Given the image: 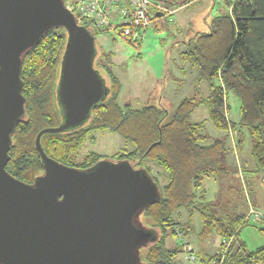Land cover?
Here are the masks:
<instances>
[{
    "label": "trees",
    "instance_id": "trees-1",
    "mask_svg": "<svg viewBox=\"0 0 264 264\" xmlns=\"http://www.w3.org/2000/svg\"><path fill=\"white\" fill-rule=\"evenodd\" d=\"M74 1L64 0L65 4ZM217 1L225 7L212 17L207 31L196 32L188 39L187 48L181 52L182 60L196 69L198 80L207 84V95L184 97L172 112L161 104L120 105V82L107 62L97 59L96 53L94 67L105 80L108 78V95L92 107L82 125L40 136L42 149L48 156L70 166L86 168L104 157L94 151L79 157L84 142L93 140L97 130L116 132L132 144L131 150L116 153L118 159H127L134 167L143 166L148 171L146 162L152 161L166 171L168 181L160 187V197L140 215L146 227L159 233L140 249L144 264H177L176 257L184 251V244L177 238L193 237L203 242L212 234L222 240L221 251L211 254L200 247L192 249L198 262L207 264L217 259L220 264H264V246L247 250L238 239L239 228L249 219L239 211L234 195L229 192L228 171L221 165V139L204 143L203 123L191 121L195 108L205 106L209 120L218 130L234 134L235 140L230 141L234 144L231 143L235 157L242 143L237 125L248 127L255 169H264V0ZM187 2L157 0L153 5L161 3L166 8H175ZM120 3L124 4L113 1L111 9ZM158 13L155 11V18L160 17ZM78 22L94 34L109 28L96 26L89 19ZM124 37L131 43L137 40ZM66 39L63 27H52L26 52L22 61L20 77L21 93L26 99L25 114L11 136L5 169L28 183L43 171L35 147L37 132L62 120L56 88ZM230 93L239 100L238 121L228 117ZM239 167L242 171L240 164ZM205 177L220 181V188L211 200L205 199L201 189ZM250 206L253 207L249 201ZM194 214L198 215V225ZM259 231L264 234V226ZM168 238L173 240L172 244L168 245Z\"/></svg>",
    "mask_w": 264,
    "mask_h": 264
},
{
    "label": "water",
    "instance_id": "water-1",
    "mask_svg": "<svg viewBox=\"0 0 264 264\" xmlns=\"http://www.w3.org/2000/svg\"><path fill=\"white\" fill-rule=\"evenodd\" d=\"M58 26L67 33L56 88L62 120L37 132L43 171L28 183L5 169L25 114L21 66L26 52ZM95 56L94 33L64 0H0V264H144L140 249L156 239L140 220L161 194L145 167L101 158L80 168L42 149L44 132L82 125L108 95Z\"/></svg>",
    "mask_w": 264,
    "mask_h": 264
},
{
    "label": "rangeland",
    "instance_id": "rangeland-1",
    "mask_svg": "<svg viewBox=\"0 0 264 264\" xmlns=\"http://www.w3.org/2000/svg\"><path fill=\"white\" fill-rule=\"evenodd\" d=\"M151 2L155 3L157 0ZM221 7L225 6L217 0H188L185 5L169 8L172 12L167 13L150 5L148 14L154 20L149 27L141 31L134 43L124 37L120 27L97 31L94 34L96 53L99 55L97 59L107 62L112 74L120 82L118 103H129L135 107L143 104H161L172 112L184 97L194 94L207 95V84L198 80L196 69L188 61L182 60L181 52L187 48L186 42L193 34L208 30L210 20ZM155 11L160 12V17L155 18ZM112 22L119 24V19L114 17ZM96 65L106 77L100 64ZM105 82H109L107 77ZM227 104L228 117L238 121L239 100L233 93L227 97ZM191 121L203 123V133L206 137L204 143L221 139V165L228 171L226 182L229 192L236 199L239 211L247 214L249 201L256 210L264 211V169H255L251 156L252 137L249 128L237 125L242 133V143L238 145L235 157L233 142L230 141L231 138L235 140L234 134L228 130H218L209 120L205 106L199 105L195 108ZM131 149L132 144L118 133L97 130L93 140L84 142L78 155L82 157L88 151H94L104 158L119 160L116 153ZM146 166L163 188L168 181L166 171L152 161L146 162ZM219 188L220 181L212 177H205L201 185L206 200L213 199ZM193 217L198 225V215L194 214ZM140 220L142 221V217ZM260 227L259 222L249 219L248 223L239 228L238 239L245 244L247 250L264 246V234L259 231ZM154 232L155 235L159 234L158 231ZM177 240L184 244V251L176 257L177 264H193L184 258L187 246L193 250L200 247L203 251L213 254L220 250L219 244L222 241L215 234L203 242L193 237H180ZM172 242L171 238L167 239L168 245ZM217 263V259H213L207 264ZM195 264L204 263L196 260Z\"/></svg>",
    "mask_w": 264,
    "mask_h": 264
},
{
    "label": "built area",
    "instance_id": "built-area-1",
    "mask_svg": "<svg viewBox=\"0 0 264 264\" xmlns=\"http://www.w3.org/2000/svg\"><path fill=\"white\" fill-rule=\"evenodd\" d=\"M113 1L123 2L128 8L123 9L118 16L119 24H113L111 15V6ZM153 5L151 0H75L66 6L74 12L78 21L80 19H89L93 24L99 27H120L123 35L137 39L141 31L149 27L152 23L148 14L149 6ZM157 10H164L167 13L172 12L169 8L156 3L153 5ZM231 6L228 7L230 13ZM248 219L259 222L264 226V212L249 207L247 212ZM185 260L196 263V257L190 246H187ZM217 264H220L219 262Z\"/></svg>",
    "mask_w": 264,
    "mask_h": 264
},
{
    "label": "crops",
    "instance_id": "crops-1",
    "mask_svg": "<svg viewBox=\"0 0 264 264\" xmlns=\"http://www.w3.org/2000/svg\"><path fill=\"white\" fill-rule=\"evenodd\" d=\"M113 7H114V10H113V8L111 9V15H112L113 18L114 17L115 18H118V16L121 15L122 10L123 9H126L127 10V8H128L125 4H122V3H120V4H114Z\"/></svg>",
    "mask_w": 264,
    "mask_h": 264
}]
</instances>
